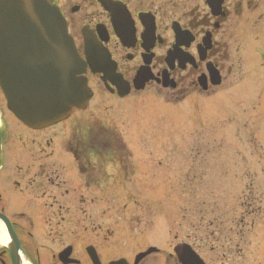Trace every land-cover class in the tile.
<instances>
[{
  "label": "rangeland",
  "instance_id": "1",
  "mask_svg": "<svg viewBox=\"0 0 264 264\" xmlns=\"http://www.w3.org/2000/svg\"><path fill=\"white\" fill-rule=\"evenodd\" d=\"M256 36L251 31L246 45H262L264 27ZM245 63L239 85L229 81L215 94H191L178 104L169 89L115 99L92 79L89 106L52 128L30 132L9 116L14 137L7 155L22 170L30 165L32 175L44 163L64 164L69 171L68 148L86 134L123 146L124 163L105 166L110 183L96 193L127 195L128 202L115 199L112 211H127L133 223L124 228L123 219L113 215L111 242L131 254L154 244L156 264H163L178 243L190 245L209 264H264L262 64ZM248 65L255 74L246 75ZM6 161L0 177L16 173ZM125 162L130 167L121 172ZM248 203L257 209L253 217Z\"/></svg>",
  "mask_w": 264,
  "mask_h": 264
},
{
  "label": "flooded vegetation",
  "instance_id": "2",
  "mask_svg": "<svg viewBox=\"0 0 264 264\" xmlns=\"http://www.w3.org/2000/svg\"><path fill=\"white\" fill-rule=\"evenodd\" d=\"M102 1L53 0L81 57L83 31L107 50L114 72L129 94L141 92L134 89L137 73L149 78L144 90L157 91L167 90L160 81L166 75L176 104L191 94H215L229 81L239 85L242 63L247 66L248 59L254 64L259 61L264 73V37L262 45L247 46L244 42L251 31L257 34L256 39L261 37L264 0H105L109 12ZM247 68L246 75H252L253 66ZM209 71L220 79V85L211 86ZM86 77L89 82L97 80L104 91L117 97L114 84L107 82L104 87L99 76L88 71ZM259 87L264 91V83ZM2 105L0 101V174L7 159L16 173L0 177V264H156L154 244L131 254L127 247L111 242L116 230L109 224L113 215L123 219L124 228L133 223L127 221V211H112L115 199L128 202L127 195L96 194L110 183L105 166L117 164L113 155L126 152L107 146L70 147L69 171L64 164L44 163L31 175L30 165L22 170L7 155L14 136L11 115ZM128 166L125 163L121 172ZM123 175L128 177L127 171ZM249 205L248 214L253 217L257 209ZM7 229L13 231L17 246ZM176 245L163 264H182L174 253Z\"/></svg>",
  "mask_w": 264,
  "mask_h": 264
},
{
  "label": "water",
  "instance_id": "3",
  "mask_svg": "<svg viewBox=\"0 0 264 264\" xmlns=\"http://www.w3.org/2000/svg\"><path fill=\"white\" fill-rule=\"evenodd\" d=\"M82 72L50 0H0V88L22 123L40 129L67 118L72 107H85L90 94Z\"/></svg>",
  "mask_w": 264,
  "mask_h": 264
},
{
  "label": "trees",
  "instance_id": "4",
  "mask_svg": "<svg viewBox=\"0 0 264 264\" xmlns=\"http://www.w3.org/2000/svg\"><path fill=\"white\" fill-rule=\"evenodd\" d=\"M89 142V139H88V136L87 134L85 136L82 137V140L79 141V143L77 144L76 147H91V148H95L96 146L95 145H91L90 142ZM102 145V144H100ZM115 146V145H114Z\"/></svg>",
  "mask_w": 264,
  "mask_h": 264
}]
</instances>
